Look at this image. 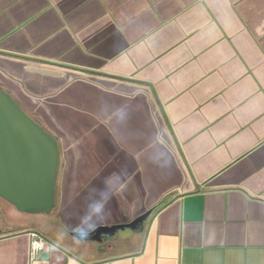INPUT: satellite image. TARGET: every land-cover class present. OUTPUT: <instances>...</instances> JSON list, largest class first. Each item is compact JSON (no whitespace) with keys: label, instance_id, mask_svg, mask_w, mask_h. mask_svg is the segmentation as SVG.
Wrapping results in <instances>:
<instances>
[{"label":"crops","instance_id":"obj_1","mask_svg":"<svg viewBox=\"0 0 264 264\" xmlns=\"http://www.w3.org/2000/svg\"><path fill=\"white\" fill-rule=\"evenodd\" d=\"M0 85L67 204L0 264H264V0H0Z\"/></svg>","mask_w":264,"mask_h":264},{"label":"water","instance_id":"obj_2","mask_svg":"<svg viewBox=\"0 0 264 264\" xmlns=\"http://www.w3.org/2000/svg\"><path fill=\"white\" fill-rule=\"evenodd\" d=\"M60 165L59 140L0 85V197L21 213L50 215L57 203ZM118 228L124 226L100 227L94 238Z\"/></svg>","mask_w":264,"mask_h":264},{"label":"rangeland","instance_id":"obj_3","mask_svg":"<svg viewBox=\"0 0 264 264\" xmlns=\"http://www.w3.org/2000/svg\"><path fill=\"white\" fill-rule=\"evenodd\" d=\"M26 111L30 113V115H32L38 121H40L39 117L34 112L30 110H26ZM63 160H64V156L62 157V152H61V165H60L59 177L57 183V203L54 212H58L60 209H66V205H67L65 203H62V201L60 200L61 198L60 195L61 193H63L64 190L63 181H62L63 180L62 175L64 173ZM23 215L24 214H21L12 204H10L9 202H7L6 200L0 197V233L19 230L22 228H26L28 226L31 227V225L24 220Z\"/></svg>","mask_w":264,"mask_h":264},{"label":"built area","instance_id":"obj_4","mask_svg":"<svg viewBox=\"0 0 264 264\" xmlns=\"http://www.w3.org/2000/svg\"><path fill=\"white\" fill-rule=\"evenodd\" d=\"M32 238H33V242H32L33 251L42 249L46 245V241L40 238L37 234H32Z\"/></svg>","mask_w":264,"mask_h":264},{"label":"trees","instance_id":"obj_5","mask_svg":"<svg viewBox=\"0 0 264 264\" xmlns=\"http://www.w3.org/2000/svg\"><path fill=\"white\" fill-rule=\"evenodd\" d=\"M28 113V112H27ZM30 114V113H29ZM32 116V115H31ZM33 117V116H32ZM34 118V117H33ZM37 122H39L36 118H34ZM40 123V122H39ZM41 124V123H40Z\"/></svg>","mask_w":264,"mask_h":264},{"label":"flooded vegetation","instance_id":"obj_6","mask_svg":"<svg viewBox=\"0 0 264 264\" xmlns=\"http://www.w3.org/2000/svg\"><path fill=\"white\" fill-rule=\"evenodd\" d=\"M151 215H152V214H151ZM151 215H150V216H151Z\"/></svg>","mask_w":264,"mask_h":264}]
</instances>
